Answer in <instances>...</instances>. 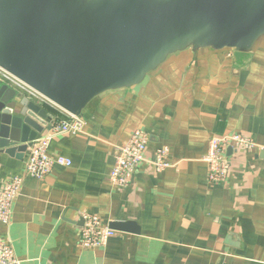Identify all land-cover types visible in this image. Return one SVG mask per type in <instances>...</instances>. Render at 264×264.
Wrapping results in <instances>:
<instances>
[{"label":"crops","instance_id":"crops-1","mask_svg":"<svg viewBox=\"0 0 264 264\" xmlns=\"http://www.w3.org/2000/svg\"><path fill=\"white\" fill-rule=\"evenodd\" d=\"M23 95L54 119L68 116ZM83 119V134H56L50 143V155L72 165L27 178L12 223L0 224V239L11 241L22 264H264V37L249 53L177 52L139 84L96 96ZM136 128L149 135L148 161L120 189L109 180L115 149ZM233 132L258 145L250 152L229 147L227 181L210 183L208 141ZM163 146L172 166L157 173L150 161ZM27 153L0 149V189L24 174ZM84 212L110 227L131 225L113 228L103 248H83Z\"/></svg>","mask_w":264,"mask_h":264},{"label":"water","instance_id":"water-1","mask_svg":"<svg viewBox=\"0 0 264 264\" xmlns=\"http://www.w3.org/2000/svg\"><path fill=\"white\" fill-rule=\"evenodd\" d=\"M262 37L264 0H0V67L78 118L96 96L139 84L177 52L249 53ZM53 123L41 105L0 88L6 153H25Z\"/></svg>","mask_w":264,"mask_h":264},{"label":"built area","instance_id":"built-area-1","mask_svg":"<svg viewBox=\"0 0 264 264\" xmlns=\"http://www.w3.org/2000/svg\"><path fill=\"white\" fill-rule=\"evenodd\" d=\"M0 81L20 93L36 98L44 104L56 106L35 89L0 67ZM85 121L68 114L67 118H55L50 132L38 137L28 148L25 171L23 175L8 178L0 189V224L10 225L13 220L14 204L21 194L27 178L41 180L49 175L54 167H70L72 159L65 156L53 157L49 153L51 139L56 134H83ZM149 135L142 128L133 130L128 141L116 147L115 163L109 174V180L120 189L129 187L135 174L143 162H147L146 154ZM255 140L244 133L233 132L214 134L208 141V149L203 157L208 167V181L213 184H223L227 181L232 169V160L226 155L229 147L240 152H250L257 147ZM170 148L160 147L150 163L157 173L172 166L169 160ZM83 226L79 244L83 248H103L116 231L104 224L96 214L84 212ZM0 264H22L17 257L11 241L0 239Z\"/></svg>","mask_w":264,"mask_h":264}]
</instances>
